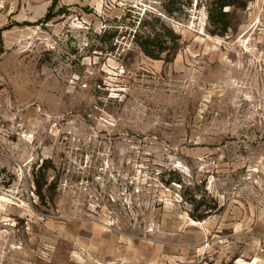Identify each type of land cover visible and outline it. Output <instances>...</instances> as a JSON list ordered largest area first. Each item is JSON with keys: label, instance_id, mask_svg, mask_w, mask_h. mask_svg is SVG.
<instances>
[{"label": "rangeland", "instance_id": "374dc122", "mask_svg": "<svg viewBox=\"0 0 264 264\" xmlns=\"http://www.w3.org/2000/svg\"><path fill=\"white\" fill-rule=\"evenodd\" d=\"M14 1L0 264H264V0L224 36L211 0ZM141 30L165 34L161 58Z\"/></svg>", "mask_w": 264, "mask_h": 264}, {"label": "trees", "instance_id": "16d2710c", "mask_svg": "<svg viewBox=\"0 0 264 264\" xmlns=\"http://www.w3.org/2000/svg\"><path fill=\"white\" fill-rule=\"evenodd\" d=\"M250 0H211L207 7L209 25L212 28V34L221 36L226 35L235 25V9L245 8ZM163 28H166L164 22L161 21ZM106 30L105 35L110 34V38H114L117 31L110 33ZM173 42V53L179 50L181 36L172 30L168 29ZM165 34L155 30H141L137 31L134 41L142 48L144 53L152 58L159 59L162 57L165 47ZM36 192L39 197L44 199V186L40 180H36ZM197 201V200H196ZM207 210V209H205ZM205 215H194V218L201 219Z\"/></svg>", "mask_w": 264, "mask_h": 264}, {"label": "built area", "instance_id": "2783aa9c", "mask_svg": "<svg viewBox=\"0 0 264 264\" xmlns=\"http://www.w3.org/2000/svg\"><path fill=\"white\" fill-rule=\"evenodd\" d=\"M99 3L102 6H115V5H122L123 4V0H99Z\"/></svg>", "mask_w": 264, "mask_h": 264}, {"label": "crops", "instance_id": "0c3cea01", "mask_svg": "<svg viewBox=\"0 0 264 264\" xmlns=\"http://www.w3.org/2000/svg\"><path fill=\"white\" fill-rule=\"evenodd\" d=\"M7 4H8V6H12V5L15 6L16 3H15L14 0H8V3Z\"/></svg>", "mask_w": 264, "mask_h": 264}]
</instances>
